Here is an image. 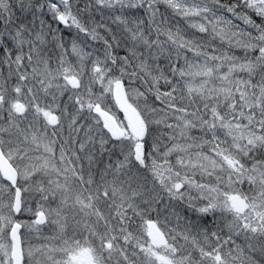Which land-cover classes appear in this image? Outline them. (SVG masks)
Wrapping results in <instances>:
<instances>
[{"label": "snow or ice", "instance_id": "obj_1", "mask_svg": "<svg viewBox=\"0 0 264 264\" xmlns=\"http://www.w3.org/2000/svg\"><path fill=\"white\" fill-rule=\"evenodd\" d=\"M0 264H264V0H0Z\"/></svg>", "mask_w": 264, "mask_h": 264}, {"label": "rangeland", "instance_id": "obj_2", "mask_svg": "<svg viewBox=\"0 0 264 264\" xmlns=\"http://www.w3.org/2000/svg\"><path fill=\"white\" fill-rule=\"evenodd\" d=\"M33 207L35 206L34 204L32 205ZM22 219L24 220H29L30 219V214H25ZM23 231V230H22ZM47 229H45V234H47ZM33 244H39L41 241L35 237H33L32 241H31Z\"/></svg>", "mask_w": 264, "mask_h": 264}]
</instances>
